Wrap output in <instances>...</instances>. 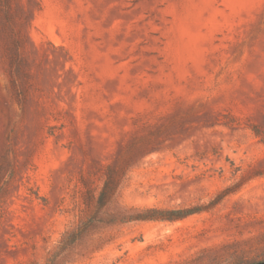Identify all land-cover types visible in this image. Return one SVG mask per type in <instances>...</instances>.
I'll list each match as a JSON object with an SVG mask.
<instances>
[{
  "label": "rangeland",
  "instance_id": "rangeland-1",
  "mask_svg": "<svg viewBox=\"0 0 264 264\" xmlns=\"http://www.w3.org/2000/svg\"><path fill=\"white\" fill-rule=\"evenodd\" d=\"M261 262L264 0H0V264Z\"/></svg>",
  "mask_w": 264,
  "mask_h": 264
},
{
  "label": "trees",
  "instance_id": "trees-1",
  "mask_svg": "<svg viewBox=\"0 0 264 264\" xmlns=\"http://www.w3.org/2000/svg\"><path fill=\"white\" fill-rule=\"evenodd\" d=\"M104 193H101L100 199H102ZM196 212L194 209L188 210H168V211H159L154 209H149L145 212L146 216H143L140 219H162V220H174V219H181L192 215ZM77 239V238H76ZM74 241V240H73ZM264 264V262L258 263Z\"/></svg>",
  "mask_w": 264,
  "mask_h": 264
}]
</instances>
